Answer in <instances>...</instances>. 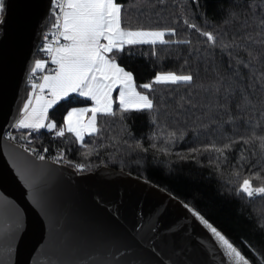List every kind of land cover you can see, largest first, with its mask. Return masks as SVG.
Listing matches in <instances>:
<instances>
[{
	"label": "snow or ice",
	"instance_id": "6c2138e0",
	"mask_svg": "<svg viewBox=\"0 0 264 264\" xmlns=\"http://www.w3.org/2000/svg\"><path fill=\"white\" fill-rule=\"evenodd\" d=\"M50 2V17L54 18V22L50 24L49 32L44 34L41 51L48 54L55 67L42 77V82L31 84L33 90L28 92V99L20 109L22 115L14 127L33 131L47 128L57 136H63L67 131L74 134L77 142H82L85 133H100L99 116L116 115L114 105L118 101L122 117L124 113L136 111L147 114L150 123L170 121L169 127L173 131L169 135L172 138L178 135L180 139H185L189 122L193 134H198L200 128L207 130L210 124L218 128L232 125V136L225 135L224 143L218 146L215 142H210L189 149L188 152L191 154L199 153L201 149L214 150L227 159L226 153L239 144L241 155L237 161L243 166L250 163L256 155L253 151L250 156H244V146L259 140L261 158L255 167L264 165V135L256 136L255 126L252 134H237L240 127L247 130L251 125L253 113L259 112L264 119V0H259L258 5L248 3L247 0H216L211 16L201 0H188L182 9L184 26L194 30L204 40H198L197 46H191L185 54L184 64L188 65L186 72L178 74L175 71H157L152 76V82L139 86L141 90H138L135 83L134 72L121 65L122 56L125 52L130 56L134 55L132 50L138 46H151L152 55L155 56L158 44H190L188 40L174 42L165 39L166 36L177 35L175 26L133 23L127 18L124 0ZM158 3L163 5L164 0H158ZM8 7L7 0H0V24L7 21ZM137 7L152 9L155 5L151 0H146V3ZM198 13L203 18V24L196 20ZM225 25L231 27V32L225 30ZM198 45H203V48ZM45 63L44 60H35L32 71L43 68ZM201 63L206 73L209 70L212 73L207 78L200 77ZM154 84H183L187 88L183 94L169 92L167 98L161 97L157 100L152 94ZM116 89L118 95H114ZM197 89L200 91L197 92ZM73 94L86 98L83 101L86 106L69 107L63 115V123L58 125L56 120L49 118V109H53V106L65 98L70 99ZM205 99L207 103L204 102ZM217 112L227 119L216 120ZM88 113L90 115H86ZM205 120L208 123H204ZM25 151L35 150L26 148ZM36 155L40 160L46 158L39 153ZM62 159L63 156L58 155L56 162L59 163ZM74 167L80 171L85 169L83 163H76ZM253 175L261 181L259 185L254 184L250 177L244 178L239 185L238 194L249 199L264 198V175L261 171ZM183 207L210 230L219 248L227 256L229 264H254L241 248L195 207L188 204ZM261 255L262 259L258 264H264V250ZM114 264L144 262L129 260L115 261ZM158 264L164 262L159 261ZM173 264L185 262L177 258Z\"/></svg>",
	"mask_w": 264,
	"mask_h": 264
},
{
	"label": "water",
	"instance_id": "95a60500",
	"mask_svg": "<svg viewBox=\"0 0 264 264\" xmlns=\"http://www.w3.org/2000/svg\"><path fill=\"white\" fill-rule=\"evenodd\" d=\"M0 24V264H229L176 196L124 170L39 160L4 139L20 118L50 0H7ZM190 206V205H189Z\"/></svg>",
	"mask_w": 264,
	"mask_h": 264
},
{
	"label": "trees",
	"instance_id": "16d2710c",
	"mask_svg": "<svg viewBox=\"0 0 264 264\" xmlns=\"http://www.w3.org/2000/svg\"><path fill=\"white\" fill-rule=\"evenodd\" d=\"M151 2L155 7L148 9L137 7L146 3V0H124L127 18L133 23L175 26L177 35L166 36L165 39L174 42L188 40L190 44H158L155 56L152 55L153 49L149 45L134 48L132 50L134 55L131 56L125 52L120 63L134 72L138 90H141L139 86L143 83L151 82L152 76L157 71H175L178 74L186 72L188 65L184 64L185 54L191 46H197L198 40H204L194 30L184 26L182 9L188 0H164L163 5L159 4L158 0ZM247 2L259 4V0H247ZM201 4L206 6L211 16L216 0H201ZM196 20L203 24V18L199 13ZM224 27L226 31L231 32L230 26ZM198 46L203 48V45ZM216 51L218 53L219 49ZM192 67L195 68L194 65ZM211 74L210 70L207 73L204 71V65L201 63L200 77L207 78ZM153 88L152 94L159 100L161 97L167 98L169 92L176 95L183 94L187 86L154 84ZM199 91L197 89V92ZM84 100L72 95L70 99L58 102V105L49 110V118L56 120L58 125L62 124L67 109L85 106ZM204 102L207 103V99ZM114 108L116 110L114 117L104 115L98 117L100 133L90 134L82 142H77L71 133L65 132L63 136H57L54 131L45 129L30 131L14 127L13 135L18 141L29 142L39 148L52 152L63 151L66 158L73 163L85 165L83 173L107 166L152 182L191 207H195L210 223L241 248L246 257L252 259L254 264H258L262 259L261 251L264 250V198L249 199L243 194H238V191L244 178L250 177L254 184L259 185L261 181L257 180L253 173L261 171L264 175V165L260 168L255 167L261 158L259 140L244 146L246 149L244 156H250L253 151L256 155L252 157L250 163L242 166L237 161L241 155L239 144L231 152L226 153L227 159L219 156L214 150L201 149L199 153L191 154L188 152L189 149L210 142H215L218 146L224 143L225 135L232 136V125L218 128L210 124L207 130L200 128L198 134H193L189 122L185 139H180L178 135L172 138L169 135L173 131V128L169 127L170 121L150 123L147 114L136 111L124 113L122 117L117 102ZM253 116L254 119L247 130L240 127L237 134H252L255 126V135H264V119L259 112L253 113ZM215 119L221 120L227 117L217 112ZM204 123L208 121L205 120ZM58 130L59 128L56 129Z\"/></svg>",
	"mask_w": 264,
	"mask_h": 264
},
{
	"label": "built area",
	"instance_id": "2783aa9c",
	"mask_svg": "<svg viewBox=\"0 0 264 264\" xmlns=\"http://www.w3.org/2000/svg\"><path fill=\"white\" fill-rule=\"evenodd\" d=\"M52 7V6H51ZM51 18V17H50ZM54 22V18H51V21L49 20V25L45 31V33H48L49 32V27H50V24ZM49 40H51V36L49 35ZM43 43H44V35H43V38H42V41L41 43L39 44V47L37 49V56H39L42 60H44L46 63H45V66L40 69V70H36V72H31L27 78V88L32 91L33 89L31 88V84L32 83H37L39 84L40 82H42V77L44 75H47L49 74V72L54 69V65L51 64V60H50V57L48 56V54L46 52H43L41 51V49L43 48ZM38 91V89H37ZM3 137L11 142V143H14L18 146H20L21 148H23L24 150L27 148V149H33L35 151H26L28 154L34 156L37 158V155L36 153H39L40 155H44L46 158L44 160H48V161H52L54 163H57L56 160H57V157L58 155H62L63 156V159L57 163V164H62V165H65V166H70V167H74L75 163H73L71 161V163H69V159L66 158L65 154L63 151H55V152H52V151H47L45 152V149L43 148H39V147H36L30 143H27V142H18L16 140V138L14 137L13 135V131L12 129L4 132L3 134ZM38 159V158H37ZM40 160V159H39ZM76 169V168H75ZM77 170V169H76ZM77 171H80V170H77Z\"/></svg>",
	"mask_w": 264,
	"mask_h": 264
},
{
	"label": "rangeland",
	"instance_id": "374dc122",
	"mask_svg": "<svg viewBox=\"0 0 264 264\" xmlns=\"http://www.w3.org/2000/svg\"><path fill=\"white\" fill-rule=\"evenodd\" d=\"M37 59L42 60L39 56H37L35 60H37ZM34 66H35V64H34ZM39 69H40V68H39ZM39 69H37V70H39ZM151 82H152V81H151ZM117 90H118V89L114 90V95H118V94H119V92H117ZM65 99H67V98H65ZM65 99H64V100H65ZM85 99H86V98H85ZM26 100H27V99H26ZM117 103H118V101H117ZM85 106H86V105H85ZM81 107H83V106H81ZM49 110H50V109H49ZM86 115H90V113H88V114H86ZM16 128H17V127H16ZM42 129H45V130H46L47 128H42ZM65 132H67V131H65ZM73 135H74V134H73ZM88 135H90V134L85 133V137L88 136ZM85 137H84V138H85Z\"/></svg>",
	"mask_w": 264,
	"mask_h": 264
},
{
	"label": "crops",
	"instance_id": "0c3cea01",
	"mask_svg": "<svg viewBox=\"0 0 264 264\" xmlns=\"http://www.w3.org/2000/svg\"><path fill=\"white\" fill-rule=\"evenodd\" d=\"M40 69H42V68H40ZM117 92H118V90H117ZM73 95H75V94H73ZM77 96V95H76ZM80 98H82V97H80ZM27 99H28V97H27ZM83 99H85V98H83ZM22 115V114H21ZM20 129H24V128H20ZM26 130H28V129H26ZM39 130H41V129H39ZM47 131H50L49 129H46ZM30 131H33V130H30ZM35 131H38V130H35Z\"/></svg>",
	"mask_w": 264,
	"mask_h": 264
}]
</instances>
